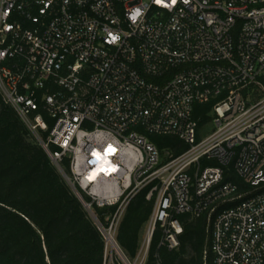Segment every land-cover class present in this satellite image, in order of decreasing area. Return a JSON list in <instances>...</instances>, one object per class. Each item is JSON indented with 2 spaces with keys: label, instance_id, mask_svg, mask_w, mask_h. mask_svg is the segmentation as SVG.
<instances>
[{
  "label": "built area",
  "instance_id": "1",
  "mask_svg": "<svg viewBox=\"0 0 264 264\" xmlns=\"http://www.w3.org/2000/svg\"><path fill=\"white\" fill-rule=\"evenodd\" d=\"M0 94L118 264H145L156 231L178 249L177 217L206 212L213 264L264 263V0H0ZM210 102L216 129L197 140L194 106ZM153 135L188 148L160 152ZM146 187L130 260L116 232ZM95 207L116 210L102 223Z\"/></svg>",
  "mask_w": 264,
  "mask_h": 264
},
{
  "label": "trees",
  "instance_id": "2",
  "mask_svg": "<svg viewBox=\"0 0 264 264\" xmlns=\"http://www.w3.org/2000/svg\"><path fill=\"white\" fill-rule=\"evenodd\" d=\"M212 105L213 102L194 106L193 118L198 121L199 129L210 120ZM196 138L199 140V132ZM150 140L160 152L170 150L175 156L188 148L174 136L153 135ZM210 164L214 163L202 161L203 166ZM63 168L68 174L67 161ZM225 180L235 183L242 192L248 190L234 174ZM148 190L149 187L142 189L130 200L116 232V242L130 260L139 251L141 235L152 213L154 200L146 199ZM83 199L89 201L87 197ZM115 210L116 207L94 208L102 223L104 216ZM177 218L183 230L178 249L160 246V232L156 231L145 264H213L207 232L208 213L196 219L190 215ZM0 264H105L101 233L47 153L1 94Z\"/></svg>",
  "mask_w": 264,
  "mask_h": 264
},
{
  "label": "rangeland",
  "instance_id": "3",
  "mask_svg": "<svg viewBox=\"0 0 264 264\" xmlns=\"http://www.w3.org/2000/svg\"><path fill=\"white\" fill-rule=\"evenodd\" d=\"M215 129L216 127H214V125L212 124L206 127H202L201 133L199 135V140L210 135ZM144 232L145 230H143L141 238L144 236ZM105 264H118V257L110 247L108 248L107 253L105 254Z\"/></svg>",
  "mask_w": 264,
  "mask_h": 264
},
{
  "label": "water",
  "instance_id": "4",
  "mask_svg": "<svg viewBox=\"0 0 264 264\" xmlns=\"http://www.w3.org/2000/svg\"><path fill=\"white\" fill-rule=\"evenodd\" d=\"M74 191V193L77 195V197L79 198V199H81L80 198V195H78V193L75 191V190H73Z\"/></svg>",
  "mask_w": 264,
  "mask_h": 264
},
{
  "label": "snow or ice",
  "instance_id": "5",
  "mask_svg": "<svg viewBox=\"0 0 264 264\" xmlns=\"http://www.w3.org/2000/svg\"><path fill=\"white\" fill-rule=\"evenodd\" d=\"M156 2H157V3H160V2H161V0H156Z\"/></svg>",
  "mask_w": 264,
  "mask_h": 264
}]
</instances>
